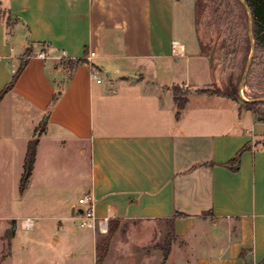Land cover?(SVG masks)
I'll return each instance as SVG.
<instances>
[{
    "label": "crops",
    "instance_id": "1",
    "mask_svg": "<svg viewBox=\"0 0 264 264\" xmlns=\"http://www.w3.org/2000/svg\"><path fill=\"white\" fill-rule=\"evenodd\" d=\"M193 14L194 0H0V90L26 59L0 100V143L24 159L48 111L21 194L90 192L98 218L127 224L113 232L125 260L135 239L153 246L147 254L161 250L165 230V264H258L264 121L230 96L199 91L215 76ZM175 86L187 93L180 110ZM243 146L238 169L227 168ZM69 231L78 245L82 235ZM90 231L94 247L101 236Z\"/></svg>",
    "mask_w": 264,
    "mask_h": 264
},
{
    "label": "rangeland",
    "instance_id": "2",
    "mask_svg": "<svg viewBox=\"0 0 264 264\" xmlns=\"http://www.w3.org/2000/svg\"><path fill=\"white\" fill-rule=\"evenodd\" d=\"M196 1L193 14L195 27L198 39L205 46L207 58L215 43V82L211 83L210 89L223 88L228 82L238 88L250 52L247 13L237 0H198V6ZM243 85L245 97L264 96V51L254 52ZM180 92L185 95L186 90L180 88ZM16 153L9 145L0 143V264H165L161 250H151V254H147V248L152 249L153 246L142 247L137 239L127 244L133 249L135 258L125 260L117 247L120 243L115 237L117 235L113 237L111 234L113 228L117 230L119 223L115 226L107 223L104 232L96 230V235L101 237L93 247L91 231L81 226L83 218L78 212L80 207H86V203H78L76 191L69 196L57 193L32 196L26 191L21 194L19 187L24 159ZM73 201L76 203V215L69 224L77 229V235H82L78 245L69 231L71 227H61L71 216L70 203ZM27 217L32 218V230L23 227ZM18 225L25 230L17 231ZM121 227L125 228L127 224ZM16 231L17 236L13 239ZM164 231L155 240V246L161 247L168 241V234L163 237ZM87 233L88 239L84 236ZM106 254L107 257L102 260Z\"/></svg>",
    "mask_w": 264,
    "mask_h": 264
},
{
    "label": "trees",
    "instance_id": "3",
    "mask_svg": "<svg viewBox=\"0 0 264 264\" xmlns=\"http://www.w3.org/2000/svg\"><path fill=\"white\" fill-rule=\"evenodd\" d=\"M245 1L247 2V4L249 5L251 9V14H252V19H253L252 31H253L255 52L264 51V0H245ZM196 5L197 6L200 5L198 0L196 1ZM8 22L9 21L7 20V23ZM198 42L201 48V52L206 53L205 46L202 44V41L198 39ZM25 65H26V59L23 58L17 70L12 74L10 80L0 90V100L8 91H10L13 88V86L15 85V82L20 76ZM199 91L206 92L208 94H221V95L230 96L233 99L239 101L244 107L251 110L254 113L256 120L264 121V100H256V101L241 100L238 94V88H236V85L230 82H228L223 88L199 89ZM173 92H174L175 100L177 102V106L180 110L184 107L187 101V98H186L187 93H185V95L181 93L180 88L178 86H175L173 88ZM47 114H48V111L45 114L41 122V125L35 129L34 138L29 140L27 143L26 152L24 156V162H23V173L20 179V187H19L20 192L23 191L26 185L27 179L31 175V172L33 169V163L35 159V154H36V146L38 142L37 137L44 130V126H45L46 119H47ZM260 144L262 145V147H264V140L261 141ZM246 148L247 146H243L230 160L225 162L224 165L231 170H237L239 166L240 155L242 151H244ZM113 231H114V228L111 230V234L113 233ZM168 237H169L168 241L166 240L165 243L160 247L162 254H163V262H165L167 258L170 245L173 239V236L171 234H169ZM258 264H264V260H262Z\"/></svg>",
    "mask_w": 264,
    "mask_h": 264
},
{
    "label": "built area",
    "instance_id": "4",
    "mask_svg": "<svg viewBox=\"0 0 264 264\" xmlns=\"http://www.w3.org/2000/svg\"><path fill=\"white\" fill-rule=\"evenodd\" d=\"M171 52L172 54L179 56L183 54L182 44L178 40L171 41ZM32 55L41 59H46L50 57L42 51L36 52ZM94 55L95 52L90 51L87 54V56H85L84 59L90 67V78L95 79L97 82H99L100 80L96 78L95 69L91 65V60ZM78 203L79 204L86 203V207L81 208L82 212L80 214H82V218H83V221L81 222V226L90 228L94 233L96 232V230L104 232L107 225V219L106 218L100 219L95 215L94 198L92 194L90 192H86L81 198L78 199ZM32 225H33L32 218L27 217V219L23 222V227L25 228H30Z\"/></svg>",
    "mask_w": 264,
    "mask_h": 264
},
{
    "label": "water",
    "instance_id": "5",
    "mask_svg": "<svg viewBox=\"0 0 264 264\" xmlns=\"http://www.w3.org/2000/svg\"><path fill=\"white\" fill-rule=\"evenodd\" d=\"M240 2V4L244 7L246 13H247V19H248V36H249V41H250V52H249V56L244 68V72L241 78V81L238 85V94L239 97L241 98V100L243 101H256V100H264V96H260L257 98H247L244 95V81L246 79L247 76V72L248 69L250 67V63L252 60V57L254 55L255 52V45H254V40H253V31H252V25H253V19H252V14H251V9L249 7V5L247 4V2L245 0H238ZM214 52H215V43L213 44L209 54H208V61H209V65L211 70H213L214 68V64H213V59H214ZM82 212V209L80 210V213Z\"/></svg>",
    "mask_w": 264,
    "mask_h": 264
}]
</instances>
